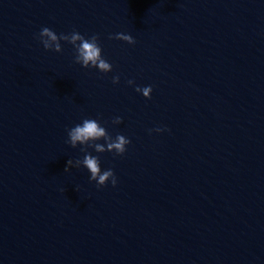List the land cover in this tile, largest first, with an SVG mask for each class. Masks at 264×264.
Here are the masks:
<instances>
[{
	"label": "water",
	"instance_id": "95a60500",
	"mask_svg": "<svg viewBox=\"0 0 264 264\" xmlns=\"http://www.w3.org/2000/svg\"><path fill=\"white\" fill-rule=\"evenodd\" d=\"M84 119L130 140L87 149L115 186L64 171ZM0 264H264V0H0Z\"/></svg>",
	"mask_w": 264,
	"mask_h": 264
},
{
	"label": "clouds",
	"instance_id": "9594fccd",
	"mask_svg": "<svg viewBox=\"0 0 264 264\" xmlns=\"http://www.w3.org/2000/svg\"><path fill=\"white\" fill-rule=\"evenodd\" d=\"M38 38L42 43L45 50H52L57 53L61 52L60 41H66L71 44L75 49L74 62L81 65L83 68H96L101 73H107L112 70V65L107 62L101 55V48L98 44V36L92 35L85 37L80 33L73 31L70 34L61 33L59 36L51 29L44 27L38 34ZM117 40L124 41L128 44H134L135 40L131 35L117 33L115 37ZM119 82V76L112 77V83L116 84ZM129 85L133 84L132 80L127 82ZM136 92L142 94L143 97L150 99L152 87L145 86L143 88L136 87ZM122 122L121 117H116L112 120L113 124H119ZM164 129L156 128L151 131L160 132ZM68 140L67 143L75 148L78 144L82 147L81 152L85 155L83 159H77L75 162L72 159L67 161L64 171H68L69 167H80L83 166L90 173L89 180L96 181L97 186H103L109 179L113 186L116 185V177L111 169L104 170L101 172L100 160L97 156H93L88 153L87 149L92 148L96 153L114 152L116 155H123L126 150V145L130 143V140L123 135H116L113 139L104 127L100 125L96 119H84L80 124L67 130ZM103 140L104 143H97V141ZM86 146V147H85Z\"/></svg>",
	"mask_w": 264,
	"mask_h": 264
}]
</instances>
